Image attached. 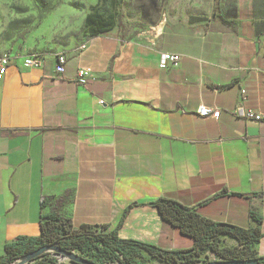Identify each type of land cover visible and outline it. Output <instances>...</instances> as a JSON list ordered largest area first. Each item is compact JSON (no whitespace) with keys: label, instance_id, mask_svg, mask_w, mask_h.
<instances>
[{"label":"crops","instance_id":"obj_1","mask_svg":"<svg viewBox=\"0 0 264 264\" xmlns=\"http://www.w3.org/2000/svg\"><path fill=\"white\" fill-rule=\"evenodd\" d=\"M131 4L125 27L69 52L63 74L55 56L30 69L27 57L8 51L0 77V252L39 236L40 215L56 209L75 228L191 249L194 240L150 205L168 198L206 220L259 229L251 249L264 257V124L243 117L264 114V0ZM163 53L180 55V65L160 69ZM80 68L90 69L85 85L76 80ZM202 107L219 117L200 116Z\"/></svg>","mask_w":264,"mask_h":264},{"label":"trees","instance_id":"obj_2","mask_svg":"<svg viewBox=\"0 0 264 264\" xmlns=\"http://www.w3.org/2000/svg\"><path fill=\"white\" fill-rule=\"evenodd\" d=\"M108 0H99V2ZM120 0H114V8L120 9ZM216 13V12H215ZM121 20V14H105L99 11L87 16L85 26L92 36L104 35L115 27V20ZM118 25L123 27L121 21ZM50 199L42 202V208ZM66 202L59 200L60 205ZM158 210L162 219L180 232L194 240V245L187 250H165L156 246L119 238L118 231L107 232V227L99 230L92 226L75 228L70 218L62 215L57 209L48 214L40 215V234L28 239L21 238L14 243L5 245L0 252V264H17L26 255L44 246H54L61 250L81 253V257L95 264H142L135 258L145 251L151 258L163 264H196L199 258L208 252L214 253L221 260H248L257 258L251 249V244L261 238L259 229H243L228 223H217L202 218L197 209L185 206L175 200L159 198L150 204ZM128 208L122 219L129 212ZM250 216L261 224L262 218L254 212ZM235 239L242 246L239 248L223 247L222 237ZM76 254V253H75ZM78 255V254H77ZM264 264V257L260 258ZM72 262V261H71ZM73 264H76L72 262ZM29 264H63L61 258L54 252H48Z\"/></svg>","mask_w":264,"mask_h":264},{"label":"rangeland","instance_id":"obj_3","mask_svg":"<svg viewBox=\"0 0 264 264\" xmlns=\"http://www.w3.org/2000/svg\"><path fill=\"white\" fill-rule=\"evenodd\" d=\"M133 2L134 0L119 1L123 15L121 13V20H115V27L109 32L117 27H125L123 17L133 16ZM113 7L114 0H0V49L18 52L25 57L38 55L45 59L50 56L56 58L59 54L66 56L71 51H77L93 37L90 29L85 26L87 16L96 11L118 15L120 9ZM119 21L123 27L118 25ZM132 26L135 27V24ZM221 245L239 249L242 247L239 243L223 239ZM75 253L81 255L78 251ZM135 259L142 264H163L142 254H138ZM219 260L221 259L214 253L208 252L196 264ZM62 263L73 264L66 258L62 259Z\"/></svg>","mask_w":264,"mask_h":264},{"label":"built area","instance_id":"obj_4","mask_svg":"<svg viewBox=\"0 0 264 264\" xmlns=\"http://www.w3.org/2000/svg\"><path fill=\"white\" fill-rule=\"evenodd\" d=\"M86 44L82 45L79 49L80 51L85 50ZM11 60V55L9 52L2 51L0 49V77L5 75L7 72V68L9 65V62ZM56 60V73L63 74L65 72V66L67 63V58L64 54H59L55 58ZM182 61V57L178 54L174 53H163L160 57V63L159 67L162 70H170L177 68ZM25 63L27 67L30 69H41L45 65V59L38 55L29 56L26 58ZM90 76V69L89 68H80L77 70V82L80 85H85L88 81V78ZM244 94V91H242ZM199 115L202 117H214L218 118L220 115L219 110H212L209 108L202 107L199 110ZM244 119L248 121H254L257 123L264 124V114L255 113L253 111H247L243 115Z\"/></svg>","mask_w":264,"mask_h":264},{"label":"water","instance_id":"obj_5","mask_svg":"<svg viewBox=\"0 0 264 264\" xmlns=\"http://www.w3.org/2000/svg\"><path fill=\"white\" fill-rule=\"evenodd\" d=\"M51 251L56 253L61 258V260L66 258L76 264H95V263L88 261L87 259H84L80 255L61 250L54 246L41 247L37 249L36 251L23 257L21 260L18 261L17 264L32 263L36 261L38 258H40L42 255H44L45 253H48ZM205 264H263V263H261L260 258H255V259H248V260H241V261L240 260H233V261L219 260V261H212V262L205 263Z\"/></svg>","mask_w":264,"mask_h":264}]
</instances>
